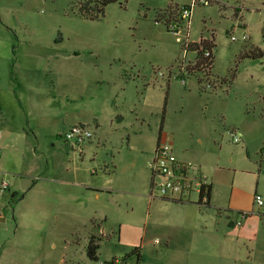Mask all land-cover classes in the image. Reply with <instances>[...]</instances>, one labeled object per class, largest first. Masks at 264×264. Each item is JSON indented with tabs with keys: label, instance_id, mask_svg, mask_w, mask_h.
I'll use <instances>...</instances> for the list:
<instances>
[{
	"label": "crops",
	"instance_id": "0c3cea01",
	"mask_svg": "<svg viewBox=\"0 0 264 264\" xmlns=\"http://www.w3.org/2000/svg\"><path fill=\"white\" fill-rule=\"evenodd\" d=\"M161 1L156 6V14L170 5L169 2L162 5ZM250 9L259 10L256 5ZM24 10V0H0V28L5 32L14 28L30 31L35 25L24 23ZM191 13L192 9L188 28ZM179 34H187L188 41H198L201 37L192 40L189 32ZM53 39L49 34L44 41L13 51L8 49L11 39L0 40V179L8 183V189L0 192V227L4 236L12 234L19 248L10 261L3 254V248L0 264H55L57 256L61 262L75 243L72 238L78 237L81 230L82 247L86 248L91 236H95L98 219L116 227L114 245L128 252L135 250L138 254L158 240L157 249L146 251L154 258V264H213L211 256L218 240L221 250H228L229 259L235 261L242 257L245 252L242 248L247 249L255 242L260 222L264 221V205L258 207L253 202L255 193L264 199V119L257 114L247 115V104L241 101L230 106L232 118L227 119L224 105L211 107L212 113L208 114L210 107L202 104V95H197L200 96L194 98L197 103L180 107L177 123L165 124L155 136L156 132L153 134L143 119L150 111L161 108L162 85L153 87L151 78L145 79L146 75L143 81L139 79L140 83L128 82L119 72L112 77L100 71L89 55L65 49ZM193 57L192 53L188 60ZM88 69L97 73L71 79L73 72ZM211 73L218 76L213 72V65ZM198 90L195 78L186 94L196 97ZM175 97L169 85L166 106L169 112L175 111ZM87 108L90 114L86 121L94 124L96 140L77 151L61 137L62 131L55 120L72 116L70 112L77 113L78 120ZM215 112L221 115L223 125L229 126L227 131H235L240 137L236 142L240 146L235 147L240 150V157L230 155L228 160L223 159L221 127L213 121ZM159 139L171 144L178 159L199 166L210 185L206 203L150 197L147 192L151 177L145 169L136 171L140 182L136 178H123L135 171L136 162L129 150L126 156L120 157V153L116 157L114 172L119 186L112 177L104 182L89 180L86 164L88 157L94 158L96 154L93 146L125 141L128 147L131 142L136 143L145 149L143 152L149 157L147 165ZM51 142L55 148L49 150L47 146ZM112 157L108 160L110 163H113ZM227 161L232 173L228 186L221 182L222 175H219L227 167ZM102 163L108 171L106 161ZM244 176L255 178L254 184ZM138 186L140 189H135ZM114 187L132 188L137 195L128 199L130 208L124 214L118 200L105 195ZM223 190L227 193L224 201ZM14 198L16 201H12ZM10 208L15 210V222L9 219ZM241 212H247L248 216L236 225L235 219ZM113 227H109L112 233ZM99 232L101 237L106 235L103 228ZM56 249L60 252L56 253Z\"/></svg>",
	"mask_w": 264,
	"mask_h": 264
},
{
	"label": "rangeland",
	"instance_id": "374dc122",
	"mask_svg": "<svg viewBox=\"0 0 264 264\" xmlns=\"http://www.w3.org/2000/svg\"><path fill=\"white\" fill-rule=\"evenodd\" d=\"M160 1L118 0L105 6L102 17L88 20L68 12L73 0H24V23L27 25L33 23L35 27L31 29L32 31H27V28H25L24 30L27 32L24 30L19 31L15 28L13 31L5 32L1 27L0 40L11 39L8 49L13 51L21 46L28 47L33 43L37 44L39 40L44 41L49 38V34H52V39L54 38L53 40L58 42L57 44H60L63 48L77 51L82 56L89 55L88 57H91L92 61L98 64V69L103 73H108L115 77L119 72L130 83H140V80L143 81V75H146L145 79L151 78L153 87L157 88L162 85L164 89L161 108L150 111L143 119L144 123L146 124L147 122L151 127L149 128L146 125L147 128L153 134L156 132L155 136L158 135L160 123H162V129L165 124L171 126L173 123H177L179 121L178 110H180V107L186 106L188 103H197L194 98H199L201 95L203 97L202 104H207L210 107L208 114L212 113L211 107H222L224 105L227 106V119L232 118L234 115L230 112V106H234L235 103L238 104L241 101L247 104V115L257 114L264 119V41L262 38V34L264 35V0H209L207 5L195 4L192 7L189 28L188 25L185 27L186 23L184 22L180 24V31L182 33L184 31L189 32L192 40H196L200 36L205 38L213 37L215 43L213 49V72L218 75L217 77H229L231 72L234 71V78L228 84H220V79H216L214 75H208L207 79L210 81L212 88L197 84L199 90L196 92V97L193 94L186 93L188 86L195 82V78L197 81V78L200 77L198 72L193 73V76L183 74L185 85L180 83L179 77L174 78L167 75V70L170 67H173L171 74L177 72L175 67L178 68L177 65L185 58L184 54L187 56L185 59L188 60L192 56V52L186 51V53H183L181 44L175 40L174 35L170 33L166 25L163 22L154 20L156 17V6H158L157 4ZM191 1L163 0L161 3L163 5L169 2L170 5L179 7L184 4L189 5ZM252 5H256L259 10L250 9ZM142 13L146 15L144 16ZM243 24L247 28L243 27ZM243 31L248 33V40H241L240 36ZM231 36L236 37V40H231ZM252 45L261 47L263 55L260 58L241 57L243 50ZM158 71H162L164 74L158 76ZM94 73H97V71L93 69H88L87 72L85 70L81 73L73 72L71 79L74 80L82 74L86 77H91ZM169 85L171 92L174 91L176 93L174 98L175 111L171 110L170 112L169 107H166ZM200 87H204L205 90H200ZM197 95L200 96L197 97ZM164 98L165 106L162 113ZM235 99L237 100L234 101ZM76 105L79 107V101H76ZM93 105L96 108L97 105ZM89 114V108H87L86 113H83L82 117L78 119L81 121L76 120L75 115L78 114L73 115L72 112L69 113L72 116L55 121L59 123L60 131H64L72 124H85L93 131L91 140L95 141V126L92 121H86L88 119L86 117ZM213 121L217 126L221 127L222 137L220 139L223 159L227 158L228 160L230 155L232 158L240 157V150L235 149L236 145L240 146V143L231 141L227 131L229 126L223 125V119L218 112L214 113ZM262 121L264 123V120ZM220 139H218L219 142ZM189 141L190 139L187 136L186 142L188 143ZM191 141L193 142V140ZM53 144L54 142H51L47 149L55 148ZM93 149H95L96 154L94 158L88 157V163L86 164L89 180H103L104 182L112 177V181H116L115 176L117 173L114 172L116 169V157L120 153V157L126 156L128 150L130 151L129 154L135 159V171L130 173L131 177L125 175L123 178L126 177L133 180L136 178L140 182L137 174L140 168L145 169L150 177V172L146 165L149 157L143 152L145 149L136 143L131 142L128 147L125 141L114 145L99 143L96 147L93 146ZM111 155H113V163L108 161ZM262 158L264 163V151H262ZM103 161L108 164V171L104 170ZM228 166L229 163L227 161V167H224L219 172V175H222L221 182L227 184V186L229 181L232 180V173ZM104 173H111V176H104ZM244 177L251 185L256 180L251 176L250 178L249 176ZM117 186L119 185L117 184ZM139 187L135 189H140ZM149 188L150 181L147 193H149ZM110 189L111 191L105 194L108 195L106 197L113 196L116 198L121 206V214L126 213L130 208L128 199L136 198L137 195L135 196L134 192L131 191L132 188L128 187ZM223 193L222 201L227 198V193L225 194L224 190L222 191ZM194 199H197L195 194L191 195V200ZM12 201H16V198ZM14 216H16L15 210L11 211L10 208L9 219L12 222H15ZM227 219L234 220V218L228 217ZM235 220L243 223L244 218L238 213ZM109 227L112 228L113 226L104 221H99V219L96 221L93 234L100 238L98 240L99 247L96 260H91L86 256V251L82 247L84 241L83 230H81L82 233H79L78 237L72 238L75 243H73L71 250L62 256L63 260L60 262L58 256L54 257L55 264H154V258L147 252L158 248L160 245V243H157L158 240L155 244L141 249L138 254L135 250L128 252L127 249L114 245L117 241L116 234L118 230L113 227L114 233H112ZM101 228L106 233L104 237L100 235L99 230ZM256 233L255 242L248 245L247 249L243 247L242 250L245 252L242 257H238L235 261L227 257L228 250H221L218 240L215 253L211 256V262L213 264H264V221L260 222V227ZM14 241L15 238H13L12 234L4 236L2 227H0V251L4 248L3 254L8 261L11 260V255L19 249ZM57 249L54 251L59 253L60 251ZM145 253L147 254L145 255Z\"/></svg>",
	"mask_w": 264,
	"mask_h": 264
},
{
	"label": "built area",
	"instance_id": "2783aa9c",
	"mask_svg": "<svg viewBox=\"0 0 264 264\" xmlns=\"http://www.w3.org/2000/svg\"><path fill=\"white\" fill-rule=\"evenodd\" d=\"M195 4L207 5L209 0H192L188 6H179L177 8L178 18L181 19L187 26L188 19L190 16V11ZM179 23L177 21L171 20L168 24L169 31L174 35L175 40L181 44V48L186 44L187 34L184 36L179 34ZM241 40H248L249 35L246 31L240 36ZM231 40H236V37L231 36ZM264 40V35H263ZM183 53H186V50L182 48ZM204 54L207 56L208 51H205ZM187 59H182L180 63L175 67L177 72L171 74L172 68L170 67L167 70L168 77L173 76L174 78H180V83L185 84L184 75L194 74L187 73L185 70V65ZM158 76H162L164 73L162 71L157 72ZM200 76L199 83L197 84L205 86L206 88H212L210 81L207 79L205 71L198 72ZM211 78V77H210ZM203 82V83H202ZM201 83V84H200ZM231 141L236 143L240 140V137L235 133V131L230 130L228 132ZM93 136V131L87 125L82 123L72 124L61 133V137L67 143H70L77 151H81L85 144L89 143ZM0 154H1V144H0ZM147 168L150 172L151 182L149 188L150 197H160L164 199H170L175 201H195L196 203L202 204L206 203L208 200L207 197V180L205 175L200 171L198 165L178 159L171 147V144L166 140L159 139L153 155ZM8 189V183L0 179V192H4ZM195 194L197 199L191 200V195ZM253 202L258 207L264 205L263 197L255 193L253 196ZM242 218L248 216L247 212L240 213ZM236 225H240L241 221L235 220Z\"/></svg>",
	"mask_w": 264,
	"mask_h": 264
},
{
	"label": "trees",
	"instance_id": "16d2710c",
	"mask_svg": "<svg viewBox=\"0 0 264 264\" xmlns=\"http://www.w3.org/2000/svg\"><path fill=\"white\" fill-rule=\"evenodd\" d=\"M118 0H73L72 5L68 8V12L72 13L73 15L88 20H95L99 19L104 14V8L107 4L117 2ZM184 6H188L184 4ZM175 11V12H174ZM177 8L172 5H168L164 10L157 11L155 21L156 22H163L167 29L168 24L171 20L177 21L179 25L183 23L181 19L178 18ZM169 30V29H168ZM215 43L212 38H205L200 37L198 41H187L186 44L182 47L187 52L190 51L194 54L192 60H188L185 65V70L187 73L193 74L195 72L205 71L206 75L212 76L211 68L213 65V49ZM205 51H208V55L204 54ZM263 55V50L257 46L252 45L251 47L243 50L241 53V57H250V58H260ZM234 78V71L231 72L229 77H216V79H220V84L222 83H231L232 79ZM199 83V79L197 80ZM200 90H205L204 87H200ZM165 106V98L162 107V113ZM162 122V121H161ZM162 129V123H160L159 132ZM207 197L209 196L210 192V185H207ZM99 237L91 236L85 251L86 256L91 260L97 259V250H98V240Z\"/></svg>",
	"mask_w": 264,
	"mask_h": 264
}]
</instances>
